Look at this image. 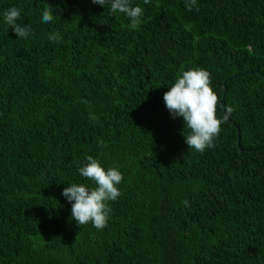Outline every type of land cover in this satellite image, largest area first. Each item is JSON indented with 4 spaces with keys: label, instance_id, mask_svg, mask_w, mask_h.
I'll return each mask as SVG.
<instances>
[{
    "label": "trees",
    "instance_id": "16d2710c",
    "mask_svg": "<svg viewBox=\"0 0 264 264\" xmlns=\"http://www.w3.org/2000/svg\"><path fill=\"white\" fill-rule=\"evenodd\" d=\"M131 2L136 29L92 0H0V264H264V148L237 130L264 145V0ZM195 67L231 109L202 153L163 100ZM89 155L124 176L102 230L62 196L94 187Z\"/></svg>",
    "mask_w": 264,
    "mask_h": 264
},
{
    "label": "clouds",
    "instance_id": "9594fccd",
    "mask_svg": "<svg viewBox=\"0 0 264 264\" xmlns=\"http://www.w3.org/2000/svg\"><path fill=\"white\" fill-rule=\"evenodd\" d=\"M92 3L102 7L108 5L112 13L125 14L132 29H136L142 22L143 9L140 6L133 7L131 0H92ZM144 3H150V0H144ZM196 4L197 0H185L188 11H192ZM196 11L199 9L196 8ZM20 14L19 9L11 7L4 12V19L15 36L27 38L32 30L29 25L17 23ZM53 19L52 8L46 4L42 21L48 23ZM49 39L59 42L60 37L57 33H50ZM163 100L172 118L182 117L190 130L185 136L189 149L202 153L215 147V140L222 131V125L228 121L231 109H227L221 116L217 115L221 101L213 90L209 71L199 67L183 71L165 92ZM79 174L92 181L94 187L73 183L63 190L62 196L71 204L72 219L78 227L91 224L97 230H102L108 226L110 219L112 209L109 202L116 201L122 194L118 186L124 176L116 167L106 170L91 155L87 157L84 166L80 167Z\"/></svg>",
    "mask_w": 264,
    "mask_h": 264
},
{
    "label": "water",
    "instance_id": "95a60500",
    "mask_svg": "<svg viewBox=\"0 0 264 264\" xmlns=\"http://www.w3.org/2000/svg\"><path fill=\"white\" fill-rule=\"evenodd\" d=\"M226 84H227V81L225 82V87L226 88H225V91H224V94H223V98L221 100V103L223 105V109H224L225 112H226V93H227V85ZM237 130H238V146H239V148H240V150L242 152H244V151L245 152H255L257 150H260V149L264 148V145H262L260 147H257V148H248V149L243 148L242 145H241V135H240V130H239L238 127H237Z\"/></svg>",
    "mask_w": 264,
    "mask_h": 264
}]
</instances>
